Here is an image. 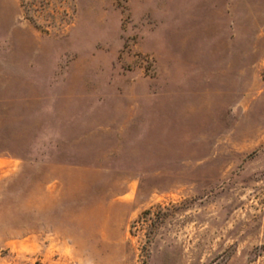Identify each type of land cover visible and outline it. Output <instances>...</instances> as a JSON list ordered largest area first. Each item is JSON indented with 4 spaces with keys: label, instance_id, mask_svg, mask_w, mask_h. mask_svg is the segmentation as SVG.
<instances>
[{
    "label": "rangeland",
    "instance_id": "obj_1",
    "mask_svg": "<svg viewBox=\"0 0 264 264\" xmlns=\"http://www.w3.org/2000/svg\"><path fill=\"white\" fill-rule=\"evenodd\" d=\"M0 264H264V0H0Z\"/></svg>",
    "mask_w": 264,
    "mask_h": 264
}]
</instances>
